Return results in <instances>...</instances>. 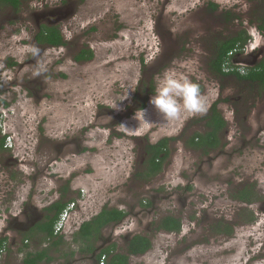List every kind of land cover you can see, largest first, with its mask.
Wrapping results in <instances>:
<instances>
[{"label": "rangeland", "instance_id": "374dc122", "mask_svg": "<svg viewBox=\"0 0 264 264\" xmlns=\"http://www.w3.org/2000/svg\"><path fill=\"white\" fill-rule=\"evenodd\" d=\"M262 7L263 0L0 5V138L7 137L0 150V237L8 238V264L49 247L35 235L18 251L22 233L30 231L19 215L26 204L37 208L35 225L62 198L76 203L62 233L65 251H77L73 238L81 224L109 207L130 215L103 231L97 255L113 243L122 252L125 236L142 234L153 247L130 264H264V91L217 77L208 67L217 42L241 31L251 39L233 62L240 74L259 64L251 53L264 61V37L257 31ZM43 25L58 26L67 44L39 45L35 37ZM83 49L94 58L76 62ZM165 72L199 84L207 113L166 121L150 103ZM215 104L226 126L220 148L204 155L187 141L206 134ZM164 138L175 140L162 171L149 181L138 179L146 146ZM65 140L72 143L55 159V147ZM249 184L259 200L235 202L232 194ZM248 212L253 223L245 222ZM167 215L181 218L180 233L155 230ZM220 220L236 224L231 237L211 232ZM51 255V264H65L60 252ZM88 258L76 253L71 261L93 264Z\"/></svg>", "mask_w": 264, "mask_h": 264}, {"label": "trees", "instance_id": "16d2710c", "mask_svg": "<svg viewBox=\"0 0 264 264\" xmlns=\"http://www.w3.org/2000/svg\"><path fill=\"white\" fill-rule=\"evenodd\" d=\"M24 1L26 0H0V5L18 9ZM210 6L216 7L214 4H210ZM250 39L246 31H241L236 36L217 42L208 63L209 71L220 78L232 76L242 82L252 85L257 84L264 91V61L255 67L248 68L244 75L240 74L233 64ZM35 40L39 45H46L52 48H60L67 44L61 30L55 25H43L37 33ZM231 53L233 55H230ZM93 58L94 53L92 50L83 49L74 57V60L76 62H87ZM226 68H233V70L227 72ZM146 99L145 97L142 105L143 108L146 105ZM205 120L208 128L206 134H194L187 141V146L194 150H200L204 155H208L210 151L220 148V134L226 126V121L218 111L217 104L211 108L210 114ZM6 138L4 136L0 139V150H4ZM172 140L175 139L164 138L156 144H148L146 146L145 154L147 159L144 163V170L136 175L138 179L149 181L162 171L163 164L169 155V145ZM232 199L245 205H252L259 200L255 193V186L251 184L244 185L241 189L235 191L232 194ZM73 201H65L62 198L54 202L45 209L47 212L46 221L38 223L28 232L22 233L23 246L18 248L19 252H24L28 247L24 242H28L35 235L41 236V242L49 244V247H45L41 251L27 252L22 264H51L55 261L51 255V250H55L56 253L60 252L61 257L66 260L65 264H73L71 258L75 257L76 253L89 257L97 251L96 244L101 240L103 231L119 225L128 216V213L124 210L104 207L91 220L83 222L79 230L74 234L73 242L79 246L78 250L75 251L69 247V250L65 251L62 248H67L69 244L62 234H55V225L63 210ZM244 209L247 211V208H242V210ZM254 221V213L248 212L245 222L253 223ZM235 225L220 220L215 222L210 229L214 235L231 237L235 231ZM182 226L181 218L167 215L156 223L155 230L170 234L180 233ZM7 242L8 238L0 237V252L1 250H10L7 247ZM152 247L153 244L150 237L136 234L126 242L122 252H119L116 244L113 243L101 249L96 259L99 261L102 256H106L107 264H130L131 257L145 255Z\"/></svg>", "mask_w": 264, "mask_h": 264}, {"label": "clouds", "instance_id": "9594fccd", "mask_svg": "<svg viewBox=\"0 0 264 264\" xmlns=\"http://www.w3.org/2000/svg\"><path fill=\"white\" fill-rule=\"evenodd\" d=\"M150 103L166 121L179 120L183 115H204L208 111L200 85L187 77L165 72L158 81Z\"/></svg>", "mask_w": 264, "mask_h": 264}, {"label": "flooded vegetation", "instance_id": "af4514ba", "mask_svg": "<svg viewBox=\"0 0 264 264\" xmlns=\"http://www.w3.org/2000/svg\"><path fill=\"white\" fill-rule=\"evenodd\" d=\"M257 31H258V33H259V35H261L262 37H264V0H263V7H262V11L260 12V15H259V17H258V19H257ZM250 57H252V58H254V61H252V62H259V64H261L262 63V60H260L262 57L260 56V58H259V55H257V54H253V53H251L250 54ZM256 57H257V59H256ZM255 59H256V61H255ZM264 60V59H263ZM258 64V65H259ZM2 138V137H1ZM0 138V139H1ZM72 142L70 141V142H67L66 140L63 142V143H59L58 144V146H56L55 147V152H56V157H55V159H58L61 155H63L65 152H66V149L70 146V144H71ZM6 149V146H4V150ZM144 157H146V159H147V156H146V154H145V156ZM17 162V161H16ZM147 206H150V205H147ZM144 207H146V206H144ZM46 212V211H45ZM47 213V212H46ZM128 213V216L130 215L129 214V212H127ZM35 214H37V208H34V206H32V204H26V206H25V208H24V210L23 211H21V213L19 214V215H22L23 217H25V219H26V221H27V224H26V228H27V230H31L32 228H34L37 224H35V225H33L34 224V222H35V218H34V215ZM127 216V217H128ZM18 216H16V218H17ZM33 217V218H32ZM46 217H47V215L45 216V219L44 220H42L41 222H44V221H46L47 219H46ZM126 217V218H127ZM125 218V219H126ZM125 219H124V221H125ZM123 221V222H124ZM40 222V223H41ZM122 222V223H123ZM122 223H120V224H122ZM12 224V223H11ZM115 227V226H114ZM128 230V229H127ZM127 230H125V231H127ZM129 237V235H127V236H125V239H126V242L130 239V237ZM100 252V251H99ZM86 257V256H85ZM96 257H97V254H96V252H94L91 256H89V260H90V262L91 263H93V264H96V263H98V261H97V259H96Z\"/></svg>", "mask_w": 264, "mask_h": 264}, {"label": "built area", "instance_id": "2783aa9c", "mask_svg": "<svg viewBox=\"0 0 264 264\" xmlns=\"http://www.w3.org/2000/svg\"><path fill=\"white\" fill-rule=\"evenodd\" d=\"M230 55H233V54L231 53ZM234 66L236 67L237 71L240 70L239 68H237L236 65H234ZM230 70H233V68H226L227 72ZM75 207H76V203H75V201H73V202L69 203L66 206V208L63 210V212L60 215V218L58 219V221L55 225V234L56 235H60L66 230L67 225L69 223V220H70V218H72L73 213L76 209ZM5 252H6L5 250H1V252H0V264H3ZM97 264H107L106 256H102Z\"/></svg>", "mask_w": 264, "mask_h": 264}, {"label": "crops", "instance_id": "0c3cea01", "mask_svg": "<svg viewBox=\"0 0 264 264\" xmlns=\"http://www.w3.org/2000/svg\"><path fill=\"white\" fill-rule=\"evenodd\" d=\"M7 247H8V244H7ZM12 247V246H11ZM45 247H46V245H45ZM8 248H10V247H8ZM42 250V249H41ZM41 250H39V251H41ZM11 252V249L8 251V250H6V252H5V256H4V259H3V264H8L7 263V260H8V256H9V253ZM24 259V258H23ZM23 259H22V261H23ZM63 259H65V258H63ZM22 261H21V263L20 264H22ZM65 262H66V260H65Z\"/></svg>", "mask_w": 264, "mask_h": 264}]
</instances>
